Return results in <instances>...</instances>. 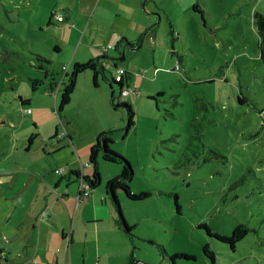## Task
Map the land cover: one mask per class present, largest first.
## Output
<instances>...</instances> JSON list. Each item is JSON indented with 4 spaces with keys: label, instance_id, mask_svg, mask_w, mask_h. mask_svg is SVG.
<instances>
[{
    "label": "rangeland",
    "instance_id": "374dc122",
    "mask_svg": "<svg viewBox=\"0 0 264 264\" xmlns=\"http://www.w3.org/2000/svg\"><path fill=\"white\" fill-rule=\"evenodd\" d=\"M135 1L0 0V172H7L0 179L10 187L0 186V238L10 224L7 208L21 211L34 198L37 174L49 181L66 176L70 159L89 174L95 132L112 129L111 148L130 163V189L149 194L130 200L118 191L122 216L133 226L134 264H171L165 252L193 256L174 264H264V66L252 23L264 0H140L137 13ZM50 11L67 12L70 20L56 22L53 14L48 22ZM142 18L148 24L138 31L134 20ZM141 34L137 47L120 41ZM103 48L115 58L104 62L106 75H117L115 63L135 90L120 96L118 85L100 75L94 85L85 70L59 116L60 91H47L49 82L62 87L73 57L87 61ZM30 78L43 82L32 88ZM122 103L133 109L125 135ZM98 162L97 189L104 190L121 167ZM70 182L76 191L79 180ZM238 224L248 230L233 247L206 231L229 235Z\"/></svg>",
    "mask_w": 264,
    "mask_h": 264
},
{
    "label": "crops",
    "instance_id": "0c3cea01",
    "mask_svg": "<svg viewBox=\"0 0 264 264\" xmlns=\"http://www.w3.org/2000/svg\"><path fill=\"white\" fill-rule=\"evenodd\" d=\"M132 6L133 12L137 13L141 6H144V2L136 0ZM65 13H61L62 16L65 20H70L69 14ZM141 13L139 19L142 17ZM143 18L134 20L135 29L138 31L148 24V18L147 22L143 21ZM73 20H76V16L73 17ZM120 34L126 35L123 32ZM95 52L97 50L90 51L87 58H93ZM71 62L86 61L73 57ZM70 162H72L71 159L67 161L69 173L66 176L62 173L58 175V178L53 177L49 181L45 177L40 178L37 174L38 182H35L37 192L33 199L29 195V198L22 204V212L17 204L7 208L9 215H7L6 221L10 224L1 234L0 264L128 263L134 244L116 224L119 216L111 197H105L107 194L105 188L100 190L96 187L94 191L90 190L89 192V195L94 192L93 196L83 197L81 195L77 200L79 189L77 188L75 191L68 185L72 183L71 179L77 181L75 175L70 171L78 170V168ZM79 171L82 175L88 174L80 168ZM5 173L7 172H0V175ZM119 173L118 168H113V172L107 177L106 182ZM63 177L67 178L66 184ZM7 183L8 180L5 183L0 179V186L10 188L6 185ZM116 194L118 196V192ZM74 196H76L75 204ZM33 200L35 206L32 205ZM98 208L101 213L103 210L106 216L105 220L102 215H97ZM104 221L105 230H102L101 226ZM131 260L134 264L132 255Z\"/></svg>",
    "mask_w": 264,
    "mask_h": 264
},
{
    "label": "trees",
    "instance_id": "16d2710c",
    "mask_svg": "<svg viewBox=\"0 0 264 264\" xmlns=\"http://www.w3.org/2000/svg\"><path fill=\"white\" fill-rule=\"evenodd\" d=\"M192 8L197 11L198 5L195 4V2H194L192 4ZM198 11L201 12L200 9ZM53 14L54 13L52 11L49 13L48 22H51V16ZM57 21H59V22L65 21V18L62 20H57ZM252 23H253L255 31L258 35V42H257L258 43V51H259L258 57L261 59L263 66H264V13L257 11V10H253V12H252ZM120 41H126V42H128V44L131 47H137L140 45V42L142 41V34L140 36L136 37L134 40H126L122 37V38H120ZM117 44L114 45L115 49L117 47ZM102 50L104 52L103 55H98L97 57L90 58L86 62H82V63L74 62L72 64L70 72L68 74L66 72L64 73V75L67 74L66 75L67 76L66 81H64L62 79L61 82H59L62 84V87H59L60 84L54 82L53 80H51L49 82V86H48V88H46L47 91L51 92L52 90H54L55 93L60 91L58 104L56 106V113L59 116H61L62 109L70 100L71 93L75 88L77 76L85 70H90L92 72V80H93L94 85L97 84L98 75H100V77H102L105 81H107L110 86H112L113 83L116 85L120 84L121 88H120V91L118 92V94L120 96L122 95L121 91L124 90V88H123L124 84H126L127 87H130V86H128V78L130 76L125 75V70L120 66L116 67L115 63L113 64L115 66V68L116 69L122 68L123 73L120 75L117 74L116 75V76H118L117 78H116V76L115 77H112V76L108 77L106 75L105 70L107 67L106 66L107 63H104V62H106V61L113 62L115 58L113 56H108L106 54L108 48H103ZM103 58H105V59L103 60ZM37 59H39L40 61L46 62L45 57L42 55H37ZM175 65H177V64H175ZM41 68H43L42 65H41ZM30 82H31L32 88H36L37 85L41 84L43 81L41 79H38V78H30ZM17 97H18L20 104H22V105L29 104L28 98L22 97L20 95H18ZM114 98H115V96H114L113 92H111V102L113 105H114V103H113ZM117 104H119V103H117ZM117 104H115L114 106H117ZM121 105L124 106L126 109L127 121L125 124V130H124V135H125L126 132L133 125V109H132L131 105L128 103H122ZM27 108L28 107H26L25 109H27ZM23 111L25 112V110H23ZM53 136H57L56 130H55V133L53 134ZM66 137L70 140L69 134H67ZM32 139L33 138L30 136L28 139L29 143L32 141ZM112 142H113L112 129H106V130H102V131L98 132L96 134L95 141L91 144V146L89 148V152H88L87 164L90 167V170H91L90 173L87 175H82L81 172L79 171V169L78 170H71L70 172L73 175H75L76 180L82 179L88 185L89 190L94 189L101 182V175H100V171H99V162H98V159L100 157L104 161L117 163L121 167L120 173L117 176L109 179L105 184V191H106V193H110L111 198L113 197L112 201H115L116 199H118V196L116 194V192H118V191L122 192L124 194V196L130 200H140V199L145 198L146 196L149 195L147 192L142 191L139 193H135L130 189L129 182H130L131 176H132V170L130 168V163L123 155L119 154L118 152H116L114 149L111 148L110 144ZM174 203H175L176 210H178L179 204H178L176 195H174ZM121 223H122V226H121ZM116 224L128 235L129 239L132 241L133 236H134V234L132 233L133 226H129L124 218H121V220H120V216L116 220ZM247 230H248V228L245 227L243 224H238L232 229V231L229 235H219L218 233H212L206 227V231L209 235H213L216 238L220 239L221 241L228 242L232 247L234 246V243L236 241H238V239H241L245 235ZM132 248H134V245ZM161 251L164 252L162 247H161ZM203 252L211 259V261L214 260L213 251L210 250L207 245L203 246ZM131 255H132V253H131ZM131 255H130V259H129L127 264H132ZM164 255L167 257V259L170 261L171 264H174V259L177 257H182V256H184L186 258H192L193 257L189 254L176 253V252L175 253L165 252Z\"/></svg>",
    "mask_w": 264,
    "mask_h": 264
},
{
    "label": "built area",
    "instance_id": "2783aa9c",
    "mask_svg": "<svg viewBox=\"0 0 264 264\" xmlns=\"http://www.w3.org/2000/svg\"><path fill=\"white\" fill-rule=\"evenodd\" d=\"M54 18H56L57 20H62L63 19V16H62V14L61 13H59V12H57V13H55L54 14ZM176 68H177V65H176ZM116 72H117V74L118 75H120V74H122L123 73V69L122 68H117L116 69ZM118 76H116V78H117ZM134 91L135 90V88L134 87H128V88H126V89H124V90H122L121 91V94H126L128 91ZM30 111V109H26L25 110V112H29ZM62 170V168H60V169H55V171H57V172H60ZM79 194H78V196H77V198L79 197V196H81V195H88L89 194V192H90V190H89V187H88V185L82 180V179H80L79 180Z\"/></svg>",
    "mask_w": 264,
    "mask_h": 264
},
{
    "label": "water",
    "instance_id": "95a60500",
    "mask_svg": "<svg viewBox=\"0 0 264 264\" xmlns=\"http://www.w3.org/2000/svg\"><path fill=\"white\" fill-rule=\"evenodd\" d=\"M123 57V55H121L120 57H119V59L120 58H122ZM113 82V81H112ZM120 88H121V85L120 84H118V91H120ZM78 196V195H77ZM111 197V196H110ZM111 199H113V197L111 198ZM112 203H113V205L115 206V209H116V211H117V214H118V216H120V220H121V218H123V216H122V213H121V210H120V206H119V201H118V199H116L115 201H112ZM121 226H122V223H121Z\"/></svg>",
    "mask_w": 264,
    "mask_h": 264
},
{
    "label": "bare ground",
    "instance_id": "6f19581e",
    "mask_svg": "<svg viewBox=\"0 0 264 264\" xmlns=\"http://www.w3.org/2000/svg\"><path fill=\"white\" fill-rule=\"evenodd\" d=\"M27 109H30V108H27ZM23 110H26L25 108Z\"/></svg>",
    "mask_w": 264,
    "mask_h": 264
},
{
    "label": "clouds",
    "instance_id": "9594fccd",
    "mask_svg": "<svg viewBox=\"0 0 264 264\" xmlns=\"http://www.w3.org/2000/svg\"><path fill=\"white\" fill-rule=\"evenodd\" d=\"M79 194V193H78Z\"/></svg>",
    "mask_w": 264,
    "mask_h": 264
}]
</instances>
